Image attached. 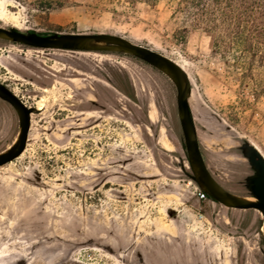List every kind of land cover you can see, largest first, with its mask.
<instances>
[{
    "label": "rangeland",
    "instance_id": "rangeland-1",
    "mask_svg": "<svg viewBox=\"0 0 264 264\" xmlns=\"http://www.w3.org/2000/svg\"><path fill=\"white\" fill-rule=\"evenodd\" d=\"M0 0V27L105 33L165 55L191 82L199 148L226 190L249 196L244 142L264 157V68L252 75L188 25L172 0ZM0 83L31 114L0 167V264H264L262 215L199 200L173 83L123 53L0 40ZM18 132L0 100V152Z\"/></svg>",
    "mask_w": 264,
    "mask_h": 264
},
{
    "label": "water",
    "instance_id": "water-1",
    "mask_svg": "<svg viewBox=\"0 0 264 264\" xmlns=\"http://www.w3.org/2000/svg\"><path fill=\"white\" fill-rule=\"evenodd\" d=\"M0 40L37 49H53L81 52H115L132 56L161 72L175 86L177 116L183 135V149L191 170V179L197 188L214 202L226 208L256 210L262 215L261 234L264 239V157L247 142L240 149L253 173L246 178L249 196L236 195L223 188L210 173L201 154L189 98L191 82L187 72L175 61L147 47L136 45L120 36L97 33H49L20 32L15 28L0 27ZM0 100L9 104L18 117V132L12 144L0 152V167L18 158L25 150L31 123V114L39 109L29 107L3 83H0ZM253 198L254 200H250Z\"/></svg>",
    "mask_w": 264,
    "mask_h": 264
},
{
    "label": "trees",
    "instance_id": "trees-1",
    "mask_svg": "<svg viewBox=\"0 0 264 264\" xmlns=\"http://www.w3.org/2000/svg\"><path fill=\"white\" fill-rule=\"evenodd\" d=\"M143 1L154 4L157 0ZM172 1L188 25L214 35V48L222 58L245 67L243 75H252L255 67L264 68V0ZM43 3V10L62 4L61 0Z\"/></svg>",
    "mask_w": 264,
    "mask_h": 264
},
{
    "label": "built area",
    "instance_id": "built-area-1",
    "mask_svg": "<svg viewBox=\"0 0 264 264\" xmlns=\"http://www.w3.org/2000/svg\"><path fill=\"white\" fill-rule=\"evenodd\" d=\"M196 196L199 200H206L207 199V195L202 192L201 190H199L198 188H196Z\"/></svg>",
    "mask_w": 264,
    "mask_h": 264
},
{
    "label": "bare ground",
    "instance_id": "bare-ground-1",
    "mask_svg": "<svg viewBox=\"0 0 264 264\" xmlns=\"http://www.w3.org/2000/svg\"><path fill=\"white\" fill-rule=\"evenodd\" d=\"M37 109H39V108H37ZM42 108H40L39 110H41ZM261 153V152H260ZM250 200H254L253 198H249Z\"/></svg>",
    "mask_w": 264,
    "mask_h": 264
},
{
    "label": "flooded vegetation",
    "instance_id": "flooded-vegetation-1",
    "mask_svg": "<svg viewBox=\"0 0 264 264\" xmlns=\"http://www.w3.org/2000/svg\"><path fill=\"white\" fill-rule=\"evenodd\" d=\"M27 33V32H26Z\"/></svg>",
    "mask_w": 264,
    "mask_h": 264
}]
</instances>
